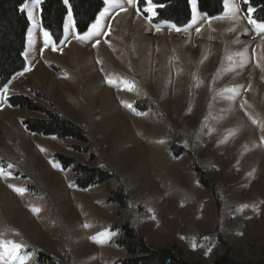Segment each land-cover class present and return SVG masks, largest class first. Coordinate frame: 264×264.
<instances>
[{
	"label": "rangeland",
	"instance_id": "1",
	"mask_svg": "<svg viewBox=\"0 0 264 264\" xmlns=\"http://www.w3.org/2000/svg\"><path fill=\"white\" fill-rule=\"evenodd\" d=\"M142 2L145 15L156 14L153 0ZM138 4L118 12L104 3L105 14L118 13L109 40L93 47L92 37L82 52L68 41L62 51L49 47L8 84L7 98L24 95L89 139L29 132L23 120L47 122L46 113L0 104V168L10 173L0 175V242L22 245L24 264H41L40 252L58 264H117L130 258L118 245L127 225L152 250L175 247L190 264L225 254L264 264V39H248L241 26L236 37L228 29L171 35L179 44L169 49L164 32L125 24ZM190 7L198 13L196 0ZM57 155L116 179L79 189ZM107 190L124 204L109 203ZM0 257L21 264L6 251Z\"/></svg>",
	"mask_w": 264,
	"mask_h": 264
},
{
	"label": "trees",
	"instance_id": "2",
	"mask_svg": "<svg viewBox=\"0 0 264 264\" xmlns=\"http://www.w3.org/2000/svg\"><path fill=\"white\" fill-rule=\"evenodd\" d=\"M200 13L215 18L224 13V0H197ZM22 0H0V87L8 84L13 77L24 70L25 58L22 53L26 50V39L29 29V20L25 12L19 10ZM76 30L84 32L93 23L104 7L101 0H70ZM156 7V17L152 23L172 24L184 28L191 21L190 0H153ZM244 14L249 16V9H253L252 19L264 21V0H241ZM139 9L143 11V2L139 1ZM67 8L63 0H44L42 4L41 21L44 29L51 32L55 41L60 42L64 33V23L67 16ZM13 107H20L30 111H43L48 116L47 122L26 119L24 125L29 132L41 135L68 137L75 136L79 140L88 141V136L82 128L72 123L71 120L59 116L55 111L47 110L40 104L26 96H15L9 99ZM64 169L72 168L78 175L77 185L84 189L103 183H109L116 179L112 172H100L97 168H87L75 159L62 155L56 156ZM202 174V182L207 183ZM109 203L123 205L124 201L120 192L107 190ZM217 204L222 205L216 196ZM123 240L118 245L126 248L130 258L119 260L117 264H190L184 260L177 248L166 250H152L144 238L131 230L127 225L123 227ZM41 264H58L44 253L38 254ZM215 264H237L225 254L215 261Z\"/></svg>",
	"mask_w": 264,
	"mask_h": 264
},
{
	"label": "crops",
	"instance_id": "3",
	"mask_svg": "<svg viewBox=\"0 0 264 264\" xmlns=\"http://www.w3.org/2000/svg\"><path fill=\"white\" fill-rule=\"evenodd\" d=\"M197 1V0H196ZM231 0H228V3ZM236 2V6H234L233 8H231L229 5V8L227 6V8L225 7V12L223 14V16L217 17V18H208L205 15L200 14V12L198 11V13L196 12V10L194 11V14L192 13V20L191 23L188 27L181 29L180 32H177L172 25H162V26H155L149 18H146L144 16H142L140 13H138V9L137 7L135 9H131L130 12L128 14L125 15V24L128 26L133 27L134 24L136 23V20H140V22L142 23V25L147 26L148 29H151V32H149L150 35H153V33H155L156 37L162 35V33L164 32V34L166 35V37H170V39L166 40L169 41V49H174L175 47L177 48L176 43L179 44V38H174L171 35H177V36H181L182 38L186 37V35H189L190 38H194L195 36H197V33H204V34H208L209 36L212 37L213 33L214 37L223 34V32H220L221 29H228L227 31L229 32L230 36L236 37L238 35V32L242 31L240 30V27L242 26V28H251L250 24L248 23V19L246 18V16L244 15V13L242 12L241 8H240V0H235ZM198 4V3H197ZM238 10V12H237ZM117 12H114L112 14L108 13L105 14V16L103 17H98L100 20V24H101V29H102V34L100 36L97 37V39H101V40H109L110 38V33L114 28L115 25V18L117 17ZM154 16H151V18H153ZM193 17H195V23H193ZM118 19V18H116ZM234 23H236L234 25ZM38 24V23H36ZM232 24L235 26V28H232ZM247 24V25H246ZM73 25H74V21H73ZM72 25V23H69L68 25V32L65 33L64 32V38H63V43L65 41H68L71 45H74V47L76 48V50L78 51H88L89 48L91 47L87 41H80L77 39H74L72 37V34L76 31L74 26ZM157 27H159V31H157ZM199 28L200 31L197 32L196 29ZM247 28V29H248ZM130 34H132V32H129ZM245 35V34H244ZM244 35L242 37H244ZM67 37V39H66ZM240 37V36H239ZM183 38V39H184ZM248 39H252L254 41L256 40H262L263 37V33L262 32H251L249 33V36L247 37ZM242 39V38H241ZM246 39V37H245ZM249 41V40H247ZM105 42V41H104ZM195 43H198L197 38H195L192 41V44L195 45ZM199 44V43H198ZM28 47H29V43H28ZM41 45L39 44H35V47L33 48V52L34 54H31V50L32 48H29L26 50L27 53V60L29 58V56H34V61H38L39 59L42 60L45 54V50L41 53L40 49H41ZM176 61L178 63H180V59H176ZM193 62V61H192ZM177 71L179 69H176Z\"/></svg>",
	"mask_w": 264,
	"mask_h": 264
},
{
	"label": "snow or ice",
	"instance_id": "4",
	"mask_svg": "<svg viewBox=\"0 0 264 264\" xmlns=\"http://www.w3.org/2000/svg\"><path fill=\"white\" fill-rule=\"evenodd\" d=\"M66 8L68 9L67 11V19L69 21H73V16L71 12V4L70 0H63ZM225 2V7L227 8L228 6V0H224ZM104 3L106 5H109L112 8H115L120 11H127V8L125 7V4L129 6H136L137 0H104ZM42 4V0H22V3L19 6V10L21 12H25L27 14L29 22L33 25V27H36L37 25L35 24V10L39 8V6ZM40 12L42 13V8L39 9ZM153 9L147 8L145 11H152ZM249 11H254L253 9H249ZM107 12V9L99 13L100 17L105 16V13ZM238 12V10H237ZM248 23L251 25L256 26L258 29L264 30V22H258L254 19H252L250 16L247 17ZM193 23H195V17H193ZM75 26V25H73ZM172 27L177 31L180 32L181 28L177 27L176 25H172ZM159 31V27L156 29ZM197 32L200 31L199 28L196 29ZM68 32V25L65 24V33ZM102 34V29H101V24L99 18L95 20V22L91 23V25L84 31L80 32L79 30L75 31L72 34V37L74 39L80 40V41H85V40H90L92 37H98ZM29 36H31V29L29 30L28 33ZM42 36H43V47L40 49L41 53L51 47V50L56 52V51H62L63 48V42H58L53 40L52 34L49 30L43 29L42 30ZM67 39V37H66ZM51 42V44H50ZM100 43V40L97 39L95 43L92 45L95 47ZM22 55L27 58V53H22ZM31 67H26L25 71H30ZM23 73H21L22 75ZM108 83H112V81H107ZM7 93H8V85L5 84L2 87H0V104H3L7 100ZM130 107V106H129ZM43 150V149H42ZM9 168L12 167V165H8ZM0 175H10V173H5L3 168H0ZM9 187H14L12 185H9ZM14 190L20 194H23L24 189L19 188V187H14ZM33 211H39V209H33ZM87 226V225H86ZM242 235V233H241ZM10 245V247H8ZM22 247V245L12 242V241H3L0 242V250L6 251L8 256H10L13 260L20 259L21 264H24L23 258L19 256V250ZM207 255V253H205ZM2 258V257H0Z\"/></svg>",
	"mask_w": 264,
	"mask_h": 264
},
{
	"label": "bare ground",
	"instance_id": "5",
	"mask_svg": "<svg viewBox=\"0 0 264 264\" xmlns=\"http://www.w3.org/2000/svg\"><path fill=\"white\" fill-rule=\"evenodd\" d=\"M43 2H44V0H43ZM43 4V3H42ZM247 25V24H246ZM253 92V91H252Z\"/></svg>",
	"mask_w": 264,
	"mask_h": 264
}]
</instances>
